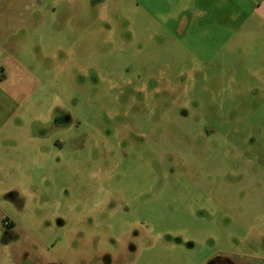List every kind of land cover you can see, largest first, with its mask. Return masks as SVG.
<instances>
[{
    "label": "rangeland",
    "instance_id": "obj_1",
    "mask_svg": "<svg viewBox=\"0 0 264 264\" xmlns=\"http://www.w3.org/2000/svg\"><path fill=\"white\" fill-rule=\"evenodd\" d=\"M186 5L0 0V264H264L263 40Z\"/></svg>",
    "mask_w": 264,
    "mask_h": 264
},
{
    "label": "crops",
    "instance_id": "obj_2",
    "mask_svg": "<svg viewBox=\"0 0 264 264\" xmlns=\"http://www.w3.org/2000/svg\"><path fill=\"white\" fill-rule=\"evenodd\" d=\"M212 3L216 4V3H220L223 6H226L227 4L231 5V6H236L239 13H241L242 15H244V13H242V4L244 5H249L250 8V15L246 16L245 21L248 22V25L245 26V30L246 32L250 35L249 31L253 32V31H257V34L260 35V38H258V40H263V44H264V0H212ZM179 4L182 12L183 13H189L187 12L188 10V6L186 5V0H179ZM193 7H194V3H193ZM195 9V8H194ZM183 17L185 18V21H188L187 15H183ZM251 35H255L252 34ZM252 53H254V50L251 51ZM251 53V54H252ZM263 59H262V67L264 69V54H263ZM263 75H264V71H263ZM7 219H9V221L12 223H14V221H12L8 216H5ZM2 218H0L1 220ZM3 230L0 227V262L2 261V252H3V248L5 246H8V243L5 244L4 243V238H3Z\"/></svg>",
    "mask_w": 264,
    "mask_h": 264
},
{
    "label": "flooded vegetation",
    "instance_id": "obj_3",
    "mask_svg": "<svg viewBox=\"0 0 264 264\" xmlns=\"http://www.w3.org/2000/svg\"><path fill=\"white\" fill-rule=\"evenodd\" d=\"M5 72H0V81H2L3 79H5ZM194 105L196 106L197 103L195 102ZM62 124H70V118H65L62 119V122H60ZM54 124L58 125L59 122L57 120H54ZM211 127H215L216 125H213V123L211 124H207ZM205 134H207L208 136H211L213 133V128H206V130L204 129ZM6 222V223H5ZM12 226V223L9 221V219L2 218L0 220V227L3 230V238L5 241H7L6 239H8L10 237V227ZM12 228V227H11ZM201 264H245V261H236L232 255H230L229 253L226 254H220V255H213L210 256L208 258H206Z\"/></svg>",
    "mask_w": 264,
    "mask_h": 264
},
{
    "label": "built area",
    "instance_id": "obj_4",
    "mask_svg": "<svg viewBox=\"0 0 264 264\" xmlns=\"http://www.w3.org/2000/svg\"><path fill=\"white\" fill-rule=\"evenodd\" d=\"M6 223V222H5Z\"/></svg>",
    "mask_w": 264,
    "mask_h": 264
}]
</instances>
